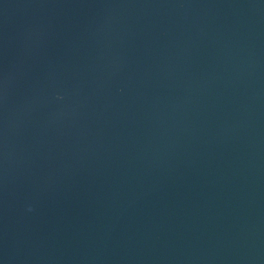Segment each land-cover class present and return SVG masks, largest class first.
I'll list each match as a JSON object with an SVG mask.
<instances>
[{
  "label": "water",
  "instance_id": "water-1",
  "mask_svg": "<svg viewBox=\"0 0 264 264\" xmlns=\"http://www.w3.org/2000/svg\"><path fill=\"white\" fill-rule=\"evenodd\" d=\"M0 264H264V0H0Z\"/></svg>",
  "mask_w": 264,
  "mask_h": 264
}]
</instances>
